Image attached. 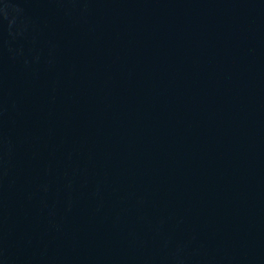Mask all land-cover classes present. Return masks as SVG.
I'll list each match as a JSON object with an SVG mask.
<instances>
[{
  "label": "water",
  "instance_id": "obj_1",
  "mask_svg": "<svg viewBox=\"0 0 264 264\" xmlns=\"http://www.w3.org/2000/svg\"><path fill=\"white\" fill-rule=\"evenodd\" d=\"M0 264H264V0H0Z\"/></svg>",
  "mask_w": 264,
  "mask_h": 264
}]
</instances>
